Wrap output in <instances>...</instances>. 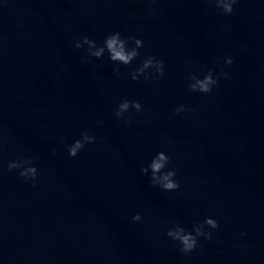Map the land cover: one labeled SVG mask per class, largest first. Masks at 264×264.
Returning <instances> with one entry per match:
<instances>
[{
	"label": "water",
	"instance_id": "1",
	"mask_svg": "<svg viewBox=\"0 0 264 264\" xmlns=\"http://www.w3.org/2000/svg\"><path fill=\"white\" fill-rule=\"evenodd\" d=\"M233 7L0 0V264H264V0ZM116 32L143 41L128 66L75 47ZM149 56L164 61V77L149 69L152 79L133 80ZM208 71L218 85L192 92L189 76ZM125 99L142 111L118 120ZM181 105L191 111L175 115ZM86 131L95 143L71 157ZM159 152L178 191L142 174ZM22 158L35 181L9 171ZM205 218L219 227L205 226L211 240L191 253L166 234Z\"/></svg>",
	"mask_w": 264,
	"mask_h": 264
},
{
	"label": "clouds",
	"instance_id": "2",
	"mask_svg": "<svg viewBox=\"0 0 264 264\" xmlns=\"http://www.w3.org/2000/svg\"><path fill=\"white\" fill-rule=\"evenodd\" d=\"M155 2V0H152ZM209 2H214L216 7L222 9L223 13L231 14L234 11V5L238 0H209ZM82 42L78 41L75 44L76 49H81L84 45H88V54L91 57L96 59H102L105 51L109 55V59L114 64H123L125 66L130 65L139 55V49L142 48L143 41L136 38L135 36H129L127 39L121 37L119 32L111 34L105 38L104 46L98 47L95 41L89 39L87 36L81 38ZM133 43L135 46L131 49L127 47L129 43ZM88 63L89 61L85 59L82 61ZM231 57L227 58L226 63L231 65L233 63ZM149 69H154L155 73L159 77H164L165 75V64L163 60L156 59L153 56H149L143 60L141 66L135 69L131 73V78L133 80H139L140 76H144L145 80L153 78V73L149 72ZM117 75L120 74L119 67L114 69ZM222 75L225 78H229L227 73H224L221 70ZM218 85V79L214 78L212 71L204 76L203 79H200L196 75L189 76L188 87L192 92H200L203 94H210L214 87ZM135 109L137 112L142 111V105L139 101H128L127 99L123 100L118 106L115 112V116L118 120L124 119L125 113L129 112L130 109ZM185 111H191L184 105H181L175 109V115H180ZM128 124H131V120L128 119L125 121ZM96 138L86 131L82 134V138L76 140L72 145L68 147V153L71 157H77L78 153L84 149L86 145L94 144ZM170 164V157L164 152H159L148 164L146 167L141 169L144 176L150 175L151 185L153 187H160L165 192L178 191L180 189L179 182L175 179L177 176V171L175 168H171L167 171ZM34 161L31 158H22L19 161L9 162L8 169L9 171L22 169L20 171V176L25 180L35 181L37 179L38 169L33 166ZM134 222H140L142 217L140 214L133 216ZM205 226L211 229H217L219 227L216 220L212 218H205L203 223L195 225L192 232L186 231L183 227L179 225L175 226L173 229L167 231V236L170 237L173 241L180 244V251L182 253L188 254L195 250L199 237L204 236L206 239L211 240L212 233H205ZM193 232L195 234H193Z\"/></svg>",
	"mask_w": 264,
	"mask_h": 264
}]
</instances>
